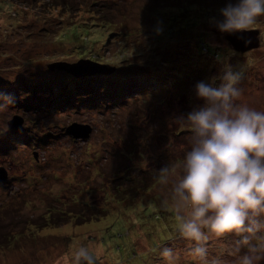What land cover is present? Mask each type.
I'll list each match as a JSON object with an SVG mask.
<instances>
[{
  "label": "rangeland",
  "instance_id": "rangeland-1",
  "mask_svg": "<svg viewBox=\"0 0 264 264\" xmlns=\"http://www.w3.org/2000/svg\"><path fill=\"white\" fill-rule=\"evenodd\" d=\"M225 3L0 0V93L14 96L0 109V166L7 172L0 183V264H64L77 240L94 250L97 264H165L164 247L174 250L176 264H199L190 255L192 243L172 232L171 198L190 147L182 118L202 104L194 86L219 84L229 65L241 76L236 103L264 111V16L248 29L257 30L258 46L237 50L232 34L219 32L211 20ZM192 29L223 54H198ZM79 59L112 70L74 77L46 67ZM160 70H181L184 83L174 78L162 87L159 79L152 89L136 81ZM96 75L112 84L83 91V80L65 81ZM123 89L120 99L101 100L100 92ZM14 114L23 124L10 133L6 121ZM72 122L88 124L91 132L73 138L65 129ZM164 168L168 183L161 180ZM161 211L165 215L153 218ZM235 239H210V258L234 264L227 246Z\"/></svg>",
  "mask_w": 264,
  "mask_h": 264
},
{
  "label": "clouds",
  "instance_id": "clouds-1",
  "mask_svg": "<svg viewBox=\"0 0 264 264\" xmlns=\"http://www.w3.org/2000/svg\"><path fill=\"white\" fill-rule=\"evenodd\" d=\"M213 18L221 33L248 30L264 16V0H226ZM157 32L162 28H157ZM220 83L197 82L194 94L202 104L182 118L191 130L171 188L175 229L192 243L190 255L199 264H222L209 256L208 241L238 237L228 247L234 264L264 260V111L236 101L241 76L225 65ZM12 103L0 93V109ZM168 183L170 170L162 169ZM241 249L245 251L241 252ZM165 264H176L171 247L161 251ZM64 264H97L87 244L74 242Z\"/></svg>",
  "mask_w": 264,
  "mask_h": 264
},
{
  "label": "water",
  "instance_id": "water-1",
  "mask_svg": "<svg viewBox=\"0 0 264 264\" xmlns=\"http://www.w3.org/2000/svg\"><path fill=\"white\" fill-rule=\"evenodd\" d=\"M228 37L233 47L237 50L244 51L246 48L258 46L257 30H246L244 32L232 34ZM47 68L50 70H64L74 77L90 75L93 73L104 74L109 73L111 72L110 70H112L104 64L89 59H79L72 63L55 61L48 63ZM82 69H89V71L83 72ZM22 124L23 118L17 114L12 115V117L6 121L10 133L18 132L22 128ZM65 129L66 132L75 139L87 137L91 132V127L88 124H81L78 122L70 123ZM6 177V170L0 166V183L4 182Z\"/></svg>",
  "mask_w": 264,
  "mask_h": 264
},
{
  "label": "trees",
  "instance_id": "trees-1",
  "mask_svg": "<svg viewBox=\"0 0 264 264\" xmlns=\"http://www.w3.org/2000/svg\"><path fill=\"white\" fill-rule=\"evenodd\" d=\"M194 8H195V6H193ZM158 9V11H159V8H157ZM155 10V8L154 9H152L151 11H154ZM194 12V11H193ZM213 12H216V14L215 15H213L212 16V18H211V20H213V18H216V17H218L219 16V10H214ZM149 13H150V11H149ZM197 24H196V22H194V25H193V27L194 26H196ZM156 28H159V27H156ZM183 28V26H180V28H179V31H180V29H182ZM154 30V29H153ZM195 33L193 34V37H194V41L196 42V44H195V47L196 48H198L197 49V52H198V54H204V55H207L208 53L211 55V54H214V55H216L217 57L218 56H221L222 54H223V51H221V53H219V52H216V50H217V48L215 47V46H212L209 42H207L206 40H205V37H203V36H200L199 35V33H197V31H195V29H192ZM193 31H190V32H193ZM153 32V31H152ZM199 43H202V45H203V47L205 48V51H202V49L200 48L201 47V45H199ZM90 58V57H89ZM91 59V58H90ZM93 61V60H92ZM97 62V61H96ZM163 66H165V65H163ZM46 67H47V65H46ZM180 71L181 70H174V71H172V72H169V71H164V70H160V71H158L157 72V74L154 76V77H148L147 79H144V78H139V80H137L136 79V81L138 82V81H142V83L145 81V83L146 82H148V83H151V85L152 84H154V85H156V84H159V79H161V80H163L164 82H161V86L163 87H166L167 85H169V84H171V83H174V78L175 79H179V80H181L182 79V73H180ZM139 75H141V74H139V73H132L131 74V76L130 75H127V76H130V77H139ZM175 76V77H174ZM157 77H158V79H157ZM102 78V76H100V75H96V76H94V77H90V78H86V79H70V81L69 80H65V81H67V83L70 85V84H72V85H74V84H76V83H80V80H83V84L82 83H80L79 84V88H82V90L84 91V90H86V89H88V86H89V88H90V86H92V85H98V87L100 88V89H102V88H106L109 84H112V83H109L108 81H106V82H104L103 81V79H101ZM121 79H122V75H121V77H120ZM119 77H118V79L119 80H121ZM64 80V79H63ZM136 81H134V82H136ZM122 82V81H121ZM137 82L136 83H133L132 82V85H131V87H133L134 85H136L137 84ZM181 82L182 83H184L182 80H181ZM154 85H152V89L154 88ZM85 86V87H84ZM137 86V85H136ZM129 88V87H128ZM131 89V88H130ZM129 90V89H128ZM96 91V90H95ZM126 89H123V90H119V91H112V95H109V94H107V93H102V92H100V94H101V96H102V98H101V100H104L105 102H114L115 100H118V99H120L123 95H125L126 94ZM125 93V94H124ZM11 98H12V101H14V96H12L11 95ZM180 131H182L183 132V130H179L178 132H180ZM190 132H191V130H190ZM163 215H165V213H164V211H161L160 213H155L154 215H153V218H161V216H163ZM168 226H170V225H168ZM161 227H162V232H164L165 233V231H166V227L167 226H163V225H161ZM148 229H147V234H148V236H151L152 237V230H149V229H151L150 227H147ZM160 231V232H161ZM150 232L152 233L151 235H150ZM154 232V231H153ZM173 233H174V235H176V229L174 230V231H172ZM124 234H126V233H124ZM166 234V233H165ZM165 238H167V235L165 236ZM149 239H150V237H149ZM152 244H153V242L156 244V241H153V237H152ZM152 244H151V246H152ZM149 246H150V244H149ZM150 246V247H151ZM151 249V248H150ZM126 253V252H125ZM127 255H129V253L127 252Z\"/></svg>",
  "mask_w": 264,
  "mask_h": 264
}]
</instances>
